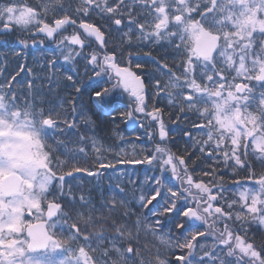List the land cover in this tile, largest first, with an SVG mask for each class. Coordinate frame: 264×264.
I'll return each mask as SVG.
<instances>
[{"label":"snow or ice","instance_id":"obj_1","mask_svg":"<svg viewBox=\"0 0 264 264\" xmlns=\"http://www.w3.org/2000/svg\"><path fill=\"white\" fill-rule=\"evenodd\" d=\"M0 47V264H264V0H0Z\"/></svg>","mask_w":264,"mask_h":264},{"label":"trees","instance_id":"obj_2","mask_svg":"<svg viewBox=\"0 0 264 264\" xmlns=\"http://www.w3.org/2000/svg\"><path fill=\"white\" fill-rule=\"evenodd\" d=\"M13 49L11 48H8V47H0V58H2L5 54H8L9 55V70L11 71L12 69H14L16 67V60H15V57H13L11 55ZM35 56H39L40 53L39 52H36L34 53ZM21 63H23L24 61H20ZM32 62V56H29L28 57V63L31 64ZM162 104H166L167 102L166 101H162L161 102ZM121 127H124L123 125H121ZM172 127L175 128V125H172ZM127 136L129 139H135L136 137V132L135 131H132V126L129 125V131L127 132ZM177 139H179V133H177ZM181 147L183 146V142L181 141ZM107 183V182H105Z\"/></svg>","mask_w":264,"mask_h":264}]
</instances>
